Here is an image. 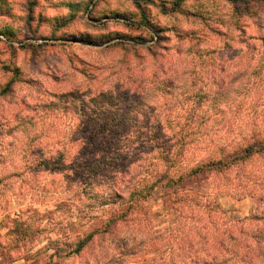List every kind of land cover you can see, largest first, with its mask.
I'll use <instances>...</instances> for the list:
<instances>
[{"label": "clouds", "instance_id": "1", "mask_svg": "<svg viewBox=\"0 0 264 264\" xmlns=\"http://www.w3.org/2000/svg\"><path fill=\"white\" fill-rule=\"evenodd\" d=\"M0 264H264V0H0Z\"/></svg>", "mask_w": 264, "mask_h": 264}]
</instances>
